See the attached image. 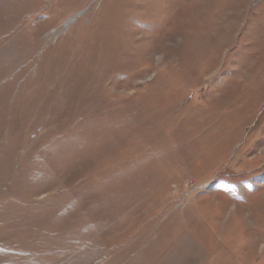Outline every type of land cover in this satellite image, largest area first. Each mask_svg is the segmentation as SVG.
I'll list each match as a JSON object with an SVG mask.
<instances>
[{"label":"rangeland","instance_id":"obj_1","mask_svg":"<svg viewBox=\"0 0 264 264\" xmlns=\"http://www.w3.org/2000/svg\"><path fill=\"white\" fill-rule=\"evenodd\" d=\"M0 264H264V0H0Z\"/></svg>","mask_w":264,"mask_h":264},{"label":"bare ground","instance_id":"obj_2","mask_svg":"<svg viewBox=\"0 0 264 264\" xmlns=\"http://www.w3.org/2000/svg\"><path fill=\"white\" fill-rule=\"evenodd\" d=\"M70 23V22H69Z\"/></svg>","mask_w":264,"mask_h":264}]
</instances>
